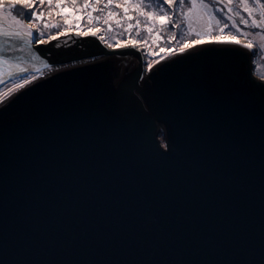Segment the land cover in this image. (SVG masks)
<instances>
[{
    "label": "water",
    "instance_id": "95a60500",
    "mask_svg": "<svg viewBox=\"0 0 264 264\" xmlns=\"http://www.w3.org/2000/svg\"><path fill=\"white\" fill-rule=\"evenodd\" d=\"M0 44L43 72L0 103V264H264L252 49L205 43L147 69L96 34Z\"/></svg>",
    "mask_w": 264,
    "mask_h": 264
},
{
    "label": "rangeland",
    "instance_id": "374dc122",
    "mask_svg": "<svg viewBox=\"0 0 264 264\" xmlns=\"http://www.w3.org/2000/svg\"><path fill=\"white\" fill-rule=\"evenodd\" d=\"M148 2L152 6H147ZM249 2L253 7H256L253 0H249ZM84 3L85 0H75V3H73V0H63L60 7H57L55 3L50 6L47 0H45L44 4H40V0H35L32 8L29 9L22 5L19 0H16L14 14L23 19L25 23H28L29 19L25 13L33 10L37 12L42 11L44 13L43 18L34 21L38 24V30H34V37H38L44 42L51 40L49 36L54 39L62 35L78 33L81 35L96 34L100 38L103 37L106 42H110L108 46L112 48L134 45L142 50L147 69H149V64L154 66L169 54L178 52L180 45L185 40L189 44L194 39L203 41L199 45L211 43L210 36L203 35L198 37L197 33L211 31L213 36H235L242 41L241 44L252 42V49L256 50L253 59L254 75L259 79H264V64H256L260 60L257 53V42L260 39L256 36V33L260 32L261 29L245 26L240 22L241 16L245 18L249 17L240 7L239 0H233L232 5L234 12L238 11L240 13L239 16L234 17L239 26V31L237 28L231 26V22L227 19L226 15L220 13V7H224L225 12H227L228 7L227 3L222 4L221 0H198L190 13L188 9L193 7L190 0H184L183 6H181L180 0H175L174 5H167L165 10L168 13H172L173 9L175 10V19L180 23L179 28H173L171 23L162 25L159 20L142 14L141 9H143V12L156 11L158 14H163L158 0H128L124 4V7L128 9L127 14L124 12V7H119L116 3L108 5L106 0H99V3L96 0H90V7H84ZM0 4H3L5 9L4 25L7 29L11 23L8 19L7 10L8 6L13 4V0H0ZM204 4L210 5V8H204ZM181 7H183V14H181ZM50 8L52 9L51 15H49ZM60 8H64L66 11L61 12ZM89 12H91V18L88 16ZM109 12L115 13V15L109 17ZM254 15L258 20L261 19L258 12L254 13ZM217 20L220 21L219 24ZM137 21H139V24H137ZM45 23H48L49 27H44ZM223 24H229V27L221 31ZM149 27L152 29L151 32L148 31ZM57 33L60 34L58 35ZM244 33H250V35L246 36ZM132 41H136L137 43H132ZM33 42L36 43L35 38ZM173 46L175 48L171 49ZM193 46L195 45L191 47ZM10 63L13 62L10 61ZM20 67L26 69L24 66L20 65ZM42 74L43 72H27L15 68L10 70L7 65L0 66V103L12 93L25 86L26 84H23L24 79L31 82L33 80L32 77L36 79ZM160 139L162 145L165 147L162 134L160 135Z\"/></svg>",
    "mask_w": 264,
    "mask_h": 264
},
{
    "label": "snow or ice",
    "instance_id": "6c2138e0",
    "mask_svg": "<svg viewBox=\"0 0 264 264\" xmlns=\"http://www.w3.org/2000/svg\"><path fill=\"white\" fill-rule=\"evenodd\" d=\"M19 2L24 5L26 8L31 9L33 3L35 2V0H19ZM63 0H47V3L51 6L52 4L55 3V5L57 7H60V5L62 4ZM97 3H99V0H96ZM128 0H123V2H121V0H106V3L108 5H112L113 3H116L117 6L119 7H124V4L127 3ZM191 4H192V8L188 9V12L190 13L193 8L196 6L198 0H190ZM45 0H40V4H44ZM73 3H75V0H73ZM160 3V10L163 14H158L156 11L153 12H143V9H141L142 14L147 15L151 18H154L156 20H159L160 23L162 25H166V23H171L173 28H179L180 27V23L178 21H176L175 19V10L173 9L172 13H168L165 10V7L167 5H174L175 0H159ZM221 3H227L228 7H227V12H225L224 7H220L219 11L220 13L224 14L227 16V19L231 22V26L237 28V30L239 31V26L236 23V20L234 19L235 16H239L240 13L238 11L234 12L233 10V0H221ZM253 3L256 5V7H253L249 0H239V4L240 7L243 9L244 12H246L248 14V17L250 18H245L243 16H241L240 18V22L245 25V26H250L253 28H259L261 29L260 32L256 33V36L259 37V39L261 40V49H264V0H253ZM16 4V0H13V4L8 6V10H7V15H8V19L11 22L10 25L8 26V28H5L4 25V13H5V9L3 4H0V37H8V38H16L19 39L20 41L23 42L24 47H27L28 45H30L33 41V39H36V43H43L44 41H42L41 39H39L38 37H34V30H38V24L35 23L34 21L40 20L43 18L44 13L41 12H37V11H30L25 13V15L28 17L29 22L25 23L23 19L19 18L16 14H14L15 12V8L14 5ZM180 4L181 6H183L184 4V0H180ZM84 7H90V0H85L84 3ZM204 8L208 9L210 8V5L208 4H204L203 5ZM95 10V9H94ZM61 12L66 11V9L64 8H60ZM52 9H49V15H51ZM124 12L125 14H127L128 9L127 7H124ZM258 12L261 19H257L256 16L254 15V13ZM181 14H183V7H181ZM115 13L109 12L108 16L112 17L114 16ZM88 16L91 18V12L88 13ZM97 19H99V17H97ZM65 23H67V21H65ZM217 23L219 24L220 21L217 20ZM137 24H139V21H137ZM44 27H49L48 23L44 24ZM129 27H131V25H129ZM229 24H223L221 31H223L224 29L228 28ZM148 31L151 32L152 29L149 27ZM58 35L60 33H57ZM42 35V33H41ZM203 35H208L211 37V43H235V44H241L242 41L239 40L238 38H236L235 36H220V35H212V32H206V33H197V36H203ZM244 35H250V33H244ZM49 39H53V37L49 36ZM101 39H103V37H101ZM132 43H137L136 41H132ZM203 43V41H201L200 39H194L191 41V44H189V42L187 40H185L179 47V52L183 53L185 52L186 48H190L192 45H199ZM245 47L251 49L253 47L252 42H247L245 44ZM192 53H189V55H191ZM255 53H253L254 55ZM34 58H39V57H34ZM3 65H7L8 68L11 70L13 68L18 69L20 71H26V69H23L20 67V63L18 62H13L10 63V58L6 57L3 54V44H0V66ZM149 68L152 67L151 64H149L148 66ZM33 80H35V77H32ZM29 81L27 79L23 80V84H28ZM17 87H19V85H17ZM258 87H260L262 90H264V83L259 84ZM165 147L168 149V151H171V145H165ZM162 155H167V152L162 153Z\"/></svg>",
    "mask_w": 264,
    "mask_h": 264
},
{
    "label": "flooded vegetation",
    "instance_id": "af4514ba",
    "mask_svg": "<svg viewBox=\"0 0 264 264\" xmlns=\"http://www.w3.org/2000/svg\"><path fill=\"white\" fill-rule=\"evenodd\" d=\"M257 42V41H256ZM261 40L257 42V53H258V59L260 57V60L256 62L258 65L264 64V49H261ZM252 49V48H251ZM253 53H255V49H252ZM253 55V54H252ZM254 59V55L252 57ZM262 63V64H261ZM253 72H254V64H253Z\"/></svg>",
    "mask_w": 264,
    "mask_h": 264
},
{
    "label": "trees",
    "instance_id": "16d2710c",
    "mask_svg": "<svg viewBox=\"0 0 264 264\" xmlns=\"http://www.w3.org/2000/svg\"><path fill=\"white\" fill-rule=\"evenodd\" d=\"M159 1V0H158ZM149 5H151L152 6V4L150 3V2H148V4H147V6H149ZM108 25V24H107ZM109 26V25H108ZM102 40V39H101ZM106 45H110V42H106L104 39L102 40ZM173 48H175V46H173L171 49H173ZM172 51H175V50H172ZM255 57V56H254Z\"/></svg>",
    "mask_w": 264,
    "mask_h": 264
},
{
    "label": "bare ground",
    "instance_id": "6f19581e",
    "mask_svg": "<svg viewBox=\"0 0 264 264\" xmlns=\"http://www.w3.org/2000/svg\"><path fill=\"white\" fill-rule=\"evenodd\" d=\"M75 63H78V62H75ZM75 63H73V64H75Z\"/></svg>",
    "mask_w": 264,
    "mask_h": 264
}]
</instances>
